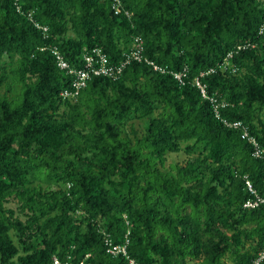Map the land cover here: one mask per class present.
Segmentation results:
<instances>
[{"label": "trees", "instance_id": "16d2710c", "mask_svg": "<svg viewBox=\"0 0 264 264\" xmlns=\"http://www.w3.org/2000/svg\"><path fill=\"white\" fill-rule=\"evenodd\" d=\"M122 1L130 17L110 0H21L22 13L0 0V88L20 86L17 99L0 94V264H129L107 254L105 233L116 244L127 236L139 264H251L264 250V206L244 208V176L264 193V153L254 158L193 85L142 63L63 101L70 77L49 48L76 67L96 47L119 62L138 36L170 70L216 68L203 80L209 94L264 151V0ZM230 52L235 73L219 68ZM134 119H149L145 134L124 137ZM184 142L198 156L166 171Z\"/></svg>", "mask_w": 264, "mask_h": 264}, {"label": "built area", "instance_id": "2783aa9c", "mask_svg": "<svg viewBox=\"0 0 264 264\" xmlns=\"http://www.w3.org/2000/svg\"><path fill=\"white\" fill-rule=\"evenodd\" d=\"M111 8L116 16L124 15L130 17L131 14L125 8L122 0H110ZM17 11L22 13L21 0H14ZM33 12L28 14L29 20L34 26L42 32L45 38L49 36V27L41 24L33 18ZM245 49V46L239 45L235 52ZM42 51L45 48L41 49ZM50 53L53 55L56 65L60 71L66 76L70 77V86L63 90L60 94L63 101L75 102L82 91L87 88L89 82L97 77H103L112 81L119 80L124 74L125 69L132 63H142L150 67L154 72L161 74H170L174 80L182 87L191 84L200 91L202 98L208 101L213 109L215 119L219 120L229 129L236 130L240 133L241 138L253 147V157L261 158L264 151L260 146L258 140L249 132V127L240 120H231L223 116V111L226 110L230 104L219 99L215 95L208 92V84L203 80L216 73V68H210L200 72L197 76L191 78L190 70L185 67L179 71L170 70L166 66L159 65L154 60L150 59L145 53L144 40L141 37H135L132 47L125 51L119 62H112L110 57L99 47L84 53L80 60V67L73 66L61 52L57 46L49 48ZM235 52H230L225 61L219 65L220 70L223 72L232 71L236 72L237 69L231 66L230 60L233 58ZM245 189L249 195L248 201L244 204L246 209H257L264 206V193H260L248 176H244ZM129 240L126 236V241L123 244H116L109 234L105 233V247L108 255L113 258L123 257L128 260L129 264H139L136 260L129 257L128 252ZM89 258L87 256L86 260ZM86 260L80 263H72L70 258L66 262H62L59 258L54 257L53 264H88ZM264 250L251 262V264H263Z\"/></svg>", "mask_w": 264, "mask_h": 264}, {"label": "rangeland", "instance_id": "374dc122", "mask_svg": "<svg viewBox=\"0 0 264 264\" xmlns=\"http://www.w3.org/2000/svg\"><path fill=\"white\" fill-rule=\"evenodd\" d=\"M69 35L72 36V33ZM9 84L11 85L12 91H7L8 86L5 84L0 88V94L1 96L3 95H8L10 99H17L19 94H20V86L15 84L11 78L8 79ZM149 119H134L130 121L127 126L123 130V136L124 137H130L134 139V134L137 133L139 137H142L145 134L146 127L148 125ZM191 142H184L181 144V151L178 153H170L166 157L165 161V170L166 171H171V168L173 166L179 165V166H185L187 161L190 160L191 158L197 157L198 152L195 153H189V151H186L187 146H191ZM38 182H34L32 186H35ZM45 186V185H43ZM54 186L53 188L56 189ZM8 208H11L12 210L15 211L16 217L20 218L22 221L26 220V217L23 215L21 209L19 208V203L17 202H11L7 205ZM13 234V232H12ZM17 242V241H16ZM193 264V263H191ZM228 264H231V262H228Z\"/></svg>", "mask_w": 264, "mask_h": 264}]
</instances>
